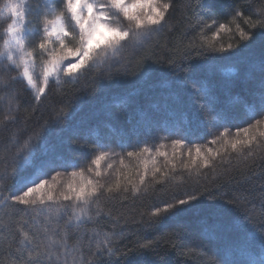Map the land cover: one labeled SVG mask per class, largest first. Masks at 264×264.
<instances>
[{"label":"snow or ice","instance_id":"obj_1","mask_svg":"<svg viewBox=\"0 0 264 264\" xmlns=\"http://www.w3.org/2000/svg\"><path fill=\"white\" fill-rule=\"evenodd\" d=\"M174 7V0H45L43 5H35L36 16L33 17L29 0H4L0 5V18L10 22L3 28L0 44V106L5 113L0 118V129L7 130L16 123L20 98L25 91H30L39 104L52 82L74 84L95 73L94 86L99 80H111L112 69L117 64L124 69V75L129 74L130 66L124 63L125 53L130 48H142L153 34L168 27ZM185 7L190 10V5ZM120 17L122 20L118 19ZM241 21L247 28L241 26ZM230 24L234 25V32L230 25L219 23L209 36L206 30H211L217 21L204 23L197 38L187 45L189 51L185 58L190 57L192 51L208 60L207 53H236V49L248 48L250 45L246 42L256 38L254 29L264 37V0H260L251 15L246 16L236 9ZM222 32H232L233 42L226 46L221 43L218 37ZM139 63L137 61V65ZM181 67L191 72L181 78V83L191 82L194 94L204 100L201 109L207 119L214 122V127L222 129L208 142L217 147L190 144L186 136L181 135L180 127H160L156 121L157 129L169 134L160 140H169L172 135L177 138L171 139L169 144L151 146L147 141L140 146L142 142L138 139L134 150L122 155L104 151L105 145L97 140L94 157L87 167L69 165L67 158L58 163L59 158L54 155L36 165L29 157L44 126L22 143L18 133L12 132L5 151L18 146L7 175L28 165H33L35 171L25 176L18 194L5 197L0 191L5 206L9 200L13 205L23 206L17 210L18 217L14 213L8 223L0 220V230L7 232L4 240L9 253L0 264H126L130 255H146L159 247L158 241L146 240L121 249L117 242L124 238L129 224H146L159 229L165 221L189 213L199 203L201 178L208 177L205 169L214 175H230L238 166L246 169L258 160L264 161V54L260 60L259 102L248 117L252 122L246 127L233 126L235 131L226 126L230 123L229 113L217 110L211 86L193 78L201 71L211 75L220 66L206 63ZM196 84L200 87H195ZM256 115L261 118L254 119ZM68 118L67 108H59L53 120L65 124ZM62 131L66 132V139L60 140L61 148L67 146L70 152L74 150L73 144L87 146L89 136L83 127L69 124ZM116 156H119L118 166ZM105 163L106 167H102ZM55 167H72L73 170L57 171L48 178ZM242 181L252 183L248 176H242ZM156 185H170L166 188L170 198L155 206L147 219L140 213L137 220L124 210L126 201L131 199L135 203L141 197L155 194ZM246 202L243 192H238L231 200L233 205ZM102 221L111 222L112 231H105ZM208 231L200 235L211 244ZM188 235L186 225L179 223L172 233L176 241L186 240ZM260 243L264 247V231L260 232ZM173 247L183 249L182 255L207 256L203 264H240L208 255L212 249L202 242L194 248L183 243L173 244ZM13 251L15 255L11 254ZM260 264H264V259Z\"/></svg>","mask_w":264,"mask_h":264},{"label":"trees","instance_id":"obj_2","mask_svg":"<svg viewBox=\"0 0 264 264\" xmlns=\"http://www.w3.org/2000/svg\"><path fill=\"white\" fill-rule=\"evenodd\" d=\"M44 2L45 0H29L33 7V17L36 16L35 5H43ZM3 3L4 0H0V5ZM259 3L260 0H174L175 7L171 11L169 26L156 33L132 60H124L130 66L129 74L124 75V69L117 64L112 69L111 80H99L94 86L95 73L74 84L57 85L52 82L39 104L35 102L30 91L23 92L16 123L7 130L0 129V184H3L0 191L5 197H10L24 182L25 176H30L35 171L33 165H28L13 175H7L11 172L12 156L18 146L14 145L5 151L12 132L18 133L22 143L34 131H40L44 126L40 138L34 141L33 153L29 157L36 165L54 155L59 158L58 163L67 158L69 165L87 167L94 157V142L97 140L105 145L104 151L111 150L122 155L134 150L138 139L142 142L140 146H143V141L151 146L169 144L171 139L177 138L172 135L169 140H160V137L169 134L158 130L156 121H159L160 127H180L181 135L186 136L190 144L217 147L208 142L222 129L214 127V122L207 119L201 109L204 100L194 94L191 82L181 83L182 77L191 75V72L183 71L181 66H203L206 63L219 65L215 73L210 75L207 71H201L193 78L211 86L217 110L229 113L230 123L226 126L246 127L250 121L248 117L256 107L251 96L259 93L261 79L260 60L264 54V37L259 35V30H252L256 38L246 42L250 47L236 49V53H207L208 60L204 56H197L195 51L187 58L185 53L189 51L187 45L197 38L204 23L217 21V25L211 30H206L209 36L219 23L230 25L234 32V25L230 22L235 10L239 9L246 16L251 15L259 7ZM186 5H190V10L186 9ZM118 19L122 20V17ZM8 22L10 21L6 18H0V44L3 28ZM241 26L247 28L242 21ZM232 36V32H222L218 39L226 46L233 42ZM235 39L238 40V36ZM137 61L140 62L139 65ZM195 87L199 88L200 84ZM59 108H67L69 111L65 124H58L53 120L55 111ZM4 114L3 106H0V118ZM257 118L260 116L254 117ZM69 124L87 130V146L73 144L71 148L74 150L70 152L66 150L67 146L60 147V140L66 139V132L62 129ZM83 144L84 141L81 140V145ZM114 159L118 166L119 156ZM102 167H106V163ZM223 167L228 168V165ZM72 170V167H55L50 171L49 177L57 171ZM111 171L109 170L110 173ZM204 171L208 173V177L201 178L199 203L189 213L181 218L165 221L159 229L139 223L129 224L125 228L124 238L117 242L121 249L131 248L146 240L159 243L155 251H149L146 255H130L126 264H203L202 260H206L207 256L182 255L183 249L173 247V244L183 243L194 248L200 242L209 243L205 238L203 241L196 240L197 234L206 229L212 237L213 248L208 255H214L221 261L260 264L261 259H264V247L260 243V232L264 231V161L258 160L246 169L238 166L230 175H214L207 169ZM242 176L251 177L252 183H244ZM168 187L170 185H156L155 194L141 197L135 203L131 199L126 201L124 210L135 215L137 220L140 213H144L147 219L148 213L155 206L162 205L164 200L170 198V193L166 191ZM191 190L189 187L188 191ZM238 192L247 196V202L233 205L231 200ZM7 204L5 206L3 198L0 197V220L5 223L10 221L14 213L18 217L20 213L17 210L23 207L13 205L10 200ZM178 223L187 227L189 235L186 240L176 241L172 236ZM102 225L105 231H112L111 222L102 221ZM219 225L224 227L221 229ZM6 235L7 232L0 231V261L9 254L5 247ZM11 254L15 255L14 251Z\"/></svg>","mask_w":264,"mask_h":264},{"label":"rangeland","instance_id":"obj_3","mask_svg":"<svg viewBox=\"0 0 264 264\" xmlns=\"http://www.w3.org/2000/svg\"><path fill=\"white\" fill-rule=\"evenodd\" d=\"M156 33H158V32H156ZM155 33V34H156ZM155 34H153L152 36H151V38L150 39H148L147 40V42L146 43H144V45H143V47L142 48H130V49H128V51L125 53V59H128V60H132L133 59V57H134V55H136V53H138L141 49H143V48H145L146 46H147V44L149 43V41L155 36ZM119 65V64H118ZM259 91V90H258ZM251 99H254L255 100V104L257 105L258 104V102H259V93H257V94H253L252 96H251ZM261 118V117H260ZM259 118V119H260ZM258 119V118H257ZM249 121V120H248ZM249 122H252V121H249ZM248 122V123H249ZM247 126V125H246ZM48 178H50V177H48ZM24 184V182H22L19 186H18V188H17V190L14 192V194L13 195H15V194H18L19 193V191L21 190V188H22V185ZM8 205V204H7ZM1 231V230H0ZM203 238L204 237H202L199 233L197 234V237H196V240H200V241H203ZM207 239H205V241H206ZM198 243V242H197ZM201 243V242H200ZM199 243V244H200ZM202 243H204L205 245H208L212 250H213V248L211 247V244L210 243H205L204 241L202 242ZM254 243L256 244L257 242H255L254 241ZM231 259V258H230ZM232 260V259H231ZM205 260L203 259L202 260V262H204ZM225 261V260H224Z\"/></svg>","mask_w":264,"mask_h":264}]
</instances>
